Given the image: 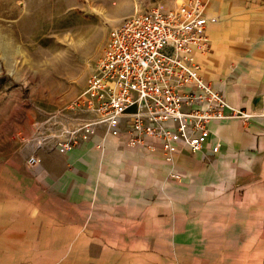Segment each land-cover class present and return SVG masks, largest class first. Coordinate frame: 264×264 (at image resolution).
<instances>
[{
  "label": "rangeland",
  "instance_id": "rangeland-1",
  "mask_svg": "<svg viewBox=\"0 0 264 264\" xmlns=\"http://www.w3.org/2000/svg\"><path fill=\"white\" fill-rule=\"evenodd\" d=\"M178 3L0 0V264H261L259 204L171 184L140 149L52 148L109 32Z\"/></svg>",
  "mask_w": 264,
  "mask_h": 264
},
{
  "label": "built area",
  "instance_id": "built-area-1",
  "mask_svg": "<svg viewBox=\"0 0 264 264\" xmlns=\"http://www.w3.org/2000/svg\"><path fill=\"white\" fill-rule=\"evenodd\" d=\"M205 9L204 0H179L174 8L154 5L123 18L68 106L74 124L52 148L68 153L99 136L98 150L112 139L126 149L158 150L170 161L178 147L198 153L212 122L245 117L200 75L198 57L209 51L206 27L216 21Z\"/></svg>",
  "mask_w": 264,
  "mask_h": 264
},
{
  "label": "crops",
  "instance_id": "crops-1",
  "mask_svg": "<svg viewBox=\"0 0 264 264\" xmlns=\"http://www.w3.org/2000/svg\"><path fill=\"white\" fill-rule=\"evenodd\" d=\"M205 15L215 18L206 27L209 51L198 57L200 75L223 96L227 104L245 114L212 122L209 136L198 153L183 147L165 161L160 151L139 150L156 158L165 180L211 196L238 193L255 205V242L264 264V0H204ZM99 136L79 147L98 152ZM218 145L215 154L210 149ZM114 149L115 140L103 143ZM177 174L174 180L171 175ZM210 201V200H209Z\"/></svg>",
  "mask_w": 264,
  "mask_h": 264
}]
</instances>
